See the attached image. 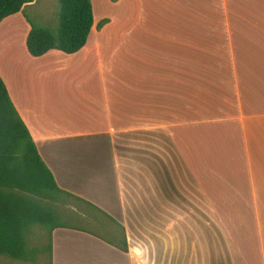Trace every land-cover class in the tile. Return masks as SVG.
<instances>
[{
	"label": "crops",
	"instance_id": "0c3cea01",
	"mask_svg": "<svg viewBox=\"0 0 264 264\" xmlns=\"http://www.w3.org/2000/svg\"><path fill=\"white\" fill-rule=\"evenodd\" d=\"M92 4L91 34L74 54L32 56L22 12L0 23V76L59 187L125 228L127 250L116 222L80 212L91 223L55 229L44 264H178L173 245L170 258L158 244L149 256L137 226L150 206L156 234L178 236L163 220L179 217L181 198L233 205L221 211L249 221L241 233L256 243L264 237V0ZM261 250L258 242L256 264Z\"/></svg>",
	"mask_w": 264,
	"mask_h": 264
},
{
	"label": "trees",
	"instance_id": "16d2710c",
	"mask_svg": "<svg viewBox=\"0 0 264 264\" xmlns=\"http://www.w3.org/2000/svg\"><path fill=\"white\" fill-rule=\"evenodd\" d=\"M35 1L0 0V23L20 12L30 23L27 47L32 56L42 57L51 50L74 54L87 44L94 25L92 0H58L52 25L31 18L26 9ZM80 212L101 221L98 216L104 215L116 222L127 250L123 225L93 203L59 187L0 76V258L5 264L10 260L28 264L45 261L55 229L91 223L81 218ZM36 229L48 232L49 243L34 242Z\"/></svg>",
	"mask_w": 264,
	"mask_h": 264
},
{
	"label": "rangeland",
	"instance_id": "374dc122",
	"mask_svg": "<svg viewBox=\"0 0 264 264\" xmlns=\"http://www.w3.org/2000/svg\"><path fill=\"white\" fill-rule=\"evenodd\" d=\"M58 8V0H37L33 8L26 10L37 23L52 25L56 21ZM234 14V12L229 13L231 16ZM237 14L239 15V12ZM249 14L242 13L245 19ZM118 32L121 36V27L115 26L111 29V34ZM112 38L113 42H117L116 37ZM114 46H117L116 43L113 44ZM181 179H186L184 173H181ZM196 200L195 204H188L181 198L179 217L174 218L173 221L163 220L164 229H170L173 226L178 229V236L161 237L156 234L157 222L149 206L147 217L138 221L140 224L137 226V229L141 228L147 234L143 236L147 243L152 244V250L149 247V256L156 257L155 245L158 244L163 247V259L170 258V247L173 245L174 255L177 251L179 257L178 264H256L257 256L260 254L256 251L257 243L259 242L260 249L263 250L264 237L258 236V241L255 243L251 236L241 233L249 225V221L244 218H229L225 212L221 211V207L227 210L233 205H204L198 199ZM131 223L134 224L133 221ZM34 236L35 243H49V234L44 229H36ZM156 239L158 241L155 242ZM10 261L7 263L28 264L15 260ZM44 262L41 260L37 264H44ZM5 263L4 259L0 258V264Z\"/></svg>",
	"mask_w": 264,
	"mask_h": 264
}]
</instances>
